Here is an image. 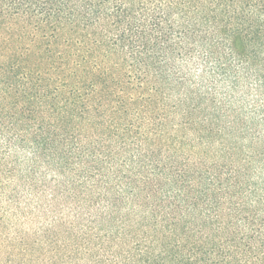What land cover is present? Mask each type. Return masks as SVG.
<instances>
[{
  "label": "trees",
  "instance_id": "obj_1",
  "mask_svg": "<svg viewBox=\"0 0 264 264\" xmlns=\"http://www.w3.org/2000/svg\"><path fill=\"white\" fill-rule=\"evenodd\" d=\"M0 264H264V0H0Z\"/></svg>",
  "mask_w": 264,
  "mask_h": 264
}]
</instances>
